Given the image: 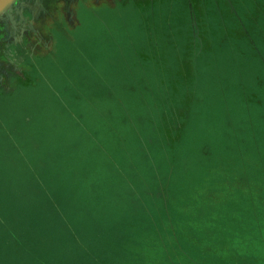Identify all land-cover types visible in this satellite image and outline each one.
I'll use <instances>...</instances> for the list:
<instances>
[{"label": "rangeland", "instance_id": "1", "mask_svg": "<svg viewBox=\"0 0 264 264\" xmlns=\"http://www.w3.org/2000/svg\"><path fill=\"white\" fill-rule=\"evenodd\" d=\"M194 13L180 76L106 53L36 145L0 123V264H264V30Z\"/></svg>", "mask_w": 264, "mask_h": 264}, {"label": "crops", "instance_id": "2", "mask_svg": "<svg viewBox=\"0 0 264 264\" xmlns=\"http://www.w3.org/2000/svg\"><path fill=\"white\" fill-rule=\"evenodd\" d=\"M197 10L223 35L240 27L241 16L254 34L264 30V0H16L0 16V123L10 137L36 145L39 127L32 124L79 114L76 82L87 97L95 88L109 90L96 64L106 53L121 57L131 72L129 56L165 58L180 76L194 46L181 47L177 34L186 39L190 27L200 25ZM171 50L178 52L174 63Z\"/></svg>", "mask_w": 264, "mask_h": 264}, {"label": "water", "instance_id": "3", "mask_svg": "<svg viewBox=\"0 0 264 264\" xmlns=\"http://www.w3.org/2000/svg\"><path fill=\"white\" fill-rule=\"evenodd\" d=\"M16 0H0V16L6 13Z\"/></svg>", "mask_w": 264, "mask_h": 264}]
</instances>
